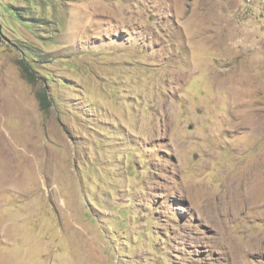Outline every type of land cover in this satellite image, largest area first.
Masks as SVG:
<instances>
[{
	"label": "rangeland",
	"instance_id": "1",
	"mask_svg": "<svg viewBox=\"0 0 264 264\" xmlns=\"http://www.w3.org/2000/svg\"><path fill=\"white\" fill-rule=\"evenodd\" d=\"M0 264H264V0H0Z\"/></svg>",
	"mask_w": 264,
	"mask_h": 264
},
{
	"label": "trees",
	"instance_id": "2",
	"mask_svg": "<svg viewBox=\"0 0 264 264\" xmlns=\"http://www.w3.org/2000/svg\"><path fill=\"white\" fill-rule=\"evenodd\" d=\"M40 100H41V103H42L43 106H46V105H47V103H48V98H47V96H46L45 93H42V94L40 95Z\"/></svg>",
	"mask_w": 264,
	"mask_h": 264
},
{
	"label": "bare ground",
	"instance_id": "3",
	"mask_svg": "<svg viewBox=\"0 0 264 264\" xmlns=\"http://www.w3.org/2000/svg\"><path fill=\"white\" fill-rule=\"evenodd\" d=\"M237 94V93H236ZM237 96V95H236ZM241 101V100H240ZM241 103V102H240ZM234 104V103H233ZM247 104V102H243V103H241V104H238V106H240V105H246ZM236 108V107H235ZM244 177V176H243ZM245 193V192H244ZM243 193V194H244ZM246 193H248V192H246ZM246 196H248L247 194H246ZM245 196V197H246ZM244 198V197H243ZM243 201V200H242ZM226 205V204H225ZM234 208V207H233ZM259 239V238H258ZM249 242V241H248ZM253 242V241H252ZM249 245V244H248ZM253 245V244H252ZM256 245V244H255ZM257 246V245H256ZM251 248V247H250Z\"/></svg>",
	"mask_w": 264,
	"mask_h": 264
}]
</instances>
